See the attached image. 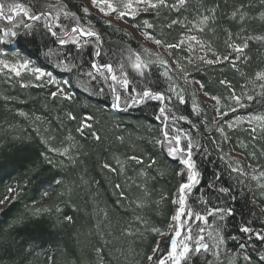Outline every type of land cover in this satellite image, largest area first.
I'll return each mask as SVG.
<instances>
[{"label": "trees", "instance_id": "obj_1", "mask_svg": "<svg viewBox=\"0 0 264 264\" xmlns=\"http://www.w3.org/2000/svg\"><path fill=\"white\" fill-rule=\"evenodd\" d=\"M0 2L27 3L28 0H0ZM65 2L70 10L83 17L84 23H90L91 27L101 35L102 55L96 58L98 62L110 61L112 54L117 52L119 47L128 46L138 51L141 50L142 45L147 47L144 43L135 40L127 29L117 23L113 22L111 26L105 24L104 20L107 18L96 9L97 12L90 10L86 15L83 12V8L86 7L83 2L74 0H65ZM195 2L196 0H193V4ZM207 2L212 3L215 0H207ZM219 2L223 13L225 0ZM239 2L240 0H227L229 8L233 3ZM243 2L248 3L249 0ZM252 4L253 14L261 10L259 0H252ZM143 19L160 23L151 14L136 19L126 17L121 21L133 27ZM220 22L227 24V21ZM6 24V21L0 20V28L5 27ZM248 26L255 32H264V25L259 21H250ZM232 29L235 31V26H232ZM25 31L20 28L17 37L5 38L6 43L0 44V50L4 52L0 59L31 60L33 66L51 72L53 77L61 82V86L72 94L73 99L71 101L62 98L53 99L50 92L55 91V86L48 85L44 81H35L34 78L32 84L40 86L21 88L18 82H7L5 73L0 71V201H2L0 203V264H95L97 259L93 251L95 246H103L105 264L109 261L111 264H135L136 261L141 260V254L150 253L157 242H159L157 255H165L170 248L168 237L156 235L148 228L156 226L167 229V224L170 223L169 217L175 206L172 204L173 194L182 181V177L177 176L176 172L182 166L178 163V159L169 157L166 150L154 142L161 138L163 127L162 122L156 119L159 114V103L149 101L146 104L131 106L121 103L119 110L112 108V97L107 87L103 96L92 95L91 88L85 91L84 86L80 84L78 72L69 73L56 66L57 60L63 58L71 45L61 49L59 44L53 42L54 38L42 37L39 34L42 29L35 34V38L32 35H25ZM136 31L140 34L139 30ZM179 31V29L173 31L168 39H175ZM220 36L222 39L223 34L220 33ZM93 47L85 48L84 60L89 59ZM218 47L223 51L222 45ZM49 49L52 50L51 55L45 56ZM14 52H18L19 56H13ZM248 55L251 57L250 63L239 64L242 71L250 74L254 69L264 67V45L259 42L252 43ZM179 56L183 57L184 53H179ZM163 70L159 66H153L148 72L150 78L158 81L161 90H164L168 83L159 76ZM188 71L191 80L202 81L206 91L220 96L227 95L224 86L218 83L220 79L231 81L237 94L241 91V85L245 84V80L227 63L215 66L189 65ZM28 79L29 76L24 77L26 82ZM64 80H70L71 83L63 85ZM180 83L183 84V81ZM185 87L187 91L184 95L187 103L181 106L177 116L182 114L188 117L191 123L178 119L174 122L170 120L168 131L171 132L173 127L182 128L185 132H190L201 139L207 152L197 151L194 153V159L202 173L200 186L202 192L212 199L207 184L213 180V173L220 171L224 172L226 183L233 187L232 196L235 199L226 198L225 203L235 209V216L227 220L228 227L225 232L236 235L238 240L229 239L227 247L239 253L237 244L244 242L248 245L244 251L250 255L251 264H264L259 260L257 252V249L264 251V244L255 241L254 237L249 241L246 235L237 231L241 223H250L255 230L264 231V224L261 223L264 221V212L261 211L264 209V198L259 192L250 191L249 186L236 184L233 179H229V174L224 170L225 166L219 156L230 152L232 156L239 154V159L246 170L249 164L264 166V158L260 157L259 152L256 158L248 156V152L253 151L251 144L247 150L239 147L240 140H250L248 133L239 127L236 130H226L227 141L221 137L212 123L215 117L213 102L206 99L201 92H197L195 99L202 111L198 114L193 113L192 92L198 88V85ZM259 91L260 89L257 88L256 92ZM253 107L257 111H264L259 105L254 104ZM221 108H224L223 101ZM250 110L239 108L235 113L229 112L225 119L233 120L236 116H246L247 111ZM67 112H72L76 119L69 120L66 116ZM20 113H25V116H21ZM37 116L41 118L39 121L35 119ZM88 116L94 119L87 120ZM77 127H82L83 132H77ZM46 128L50 131L45 132ZM92 132L100 134L102 137L100 142L92 138ZM41 134L45 137L49 134L55 136V139L49 141L54 148L68 145L70 142L65 140L66 136L74 137L77 147L72 149V156L75 162L50 152L48 146L41 142ZM117 136H122L123 142L117 140ZM212 141L216 143L213 144ZM255 144L257 148L264 147V139L257 140ZM220 149L223 151L221 152ZM130 154L142 156L145 160L144 167H147L150 158L157 161L154 167L148 169L147 187L152 192L151 197L147 198L149 206L142 210L138 209L135 213L128 208V200L120 202L118 190L114 189L112 184L120 182L124 185L130 198L139 195V190L132 184V180L127 179L132 177L136 183L145 182L136 174L139 166L132 163L128 167L126 176L121 177L107 173L100 167L105 160L111 162L114 155L123 158ZM56 180H61L62 183L56 184ZM129 184H132L131 188H128ZM11 187H15L14 196L5 206H1L9 195ZM44 192L48 195L44 196ZM161 193L165 194L167 199L159 204L152 203L159 199ZM199 194V192L193 193L191 199H195ZM216 204L217 200L212 199V206ZM99 209H104L108 214V219L104 221L108 227L104 228V231L112 233L111 236L106 237L112 240V244H103L97 235L95 224ZM135 214L143 215L148 221L147 226L137 225L142 235L120 237L121 228L126 226ZM65 217H71V222L65 220ZM100 217H103V213H100ZM116 237L120 239L117 240ZM129 243L137 255L126 260L119 249L126 248ZM143 264H147V261H143ZM196 264H200V261L197 260ZM238 264H247V262L239 259Z\"/></svg>", "mask_w": 264, "mask_h": 264}, {"label": "snow or ice", "instance_id": "obj_2", "mask_svg": "<svg viewBox=\"0 0 264 264\" xmlns=\"http://www.w3.org/2000/svg\"><path fill=\"white\" fill-rule=\"evenodd\" d=\"M259 3L261 10L253 14L252 0L248 3L240 0L239 3H233L230 8L225 0L223 13H221L219 0L212 3H208L207 0H196L194 4L193 0H90L91 7L107 18L104 23L109 26L112 25L113 20H123L126 17L136 19L148 14H151L156 21H160V23H153L149 19H143L141 23L133 25L140 31L143 40L154 45L156 50L143 45L139 51L123 46L112 54L110 61L98 62L96 58L102 55L101 35L91 27L90 23H84L83 17L70 10L65 0L0 2V20L7 22L5 27L0 28V44L6 43L5 38L17 37L20 28L26 30L25 35H32L33 38L42 29L43 31L39 34L42 37L54 38L53 42L59 44L61 49L67 45L72 46L63 58L57 60L56 66L69 73L78 72L80 84L84 86L85 91L91 88L90 94L103 96L107 87L112 97L111 107L118 110L121 103L127 106L146 104L149 101L159 103V114L156 119L162 122L163 127L161 138L154 142L166 150L169 157L178 159L182 168L176 172V175L181 176L182 181L173 194L172 204L175 208L169 217L170 223L167 224V229L156 226L148 228L156 235L168 237L170 248L165 255L158 256L159 242H157L150 253L141 254V260L136 261L135 264H143V261H147V264H196L197 260L200 264H238L239 259L251 264L250 255L244 251L248 247L246 243L237 244L239 253L227 247L229 239L238 240L236 235L225 232L228 227L227 220L235 216V209L225 203L226 198L235 199L232 196V185L224 180L223 171L213 173V180L207 184L211 198L217 200V204L212 206V199L208 198L200 188L202 173L194 159V153L207 152V149L203 147L200 138L185 132L182 128L168 131L170 127L168 121L174 122L178 119L191 123L188 117L182 114L177 116V113L181 106L187 103L184 95L187 91L185 86L198 85V88L192 92V112L198 114L202 111L195 99L197 92H201L206 99L213 102L215 117L212 123L221 137L227 141L226 130H236L239 127L250 137L248 141L240 140L239 147L247 150L251 144L253 151L248 152V156L256 158L259 152L260 157L264 158V147L257 148L255 144L257 140L264 139V111H257L253 107L255 104L264 108V67H258L250 74L239 67L240 63H250L251 57L248 55V50L252 43L259 42L264 45V32H255L248 26L250 21H259L261 25H264V0H259ZM89 11L88 7L83 8L86 15ZM221 20L227 21V24H222ZM232 26H235V31ZM176 29L180 30L177 37L168 39ZM220 33L223 34L222 39ZM218 45H222L223 51ZM92 46H94L93 52L89 54L88 60H84L85 48ZM51 53L52 50L49 49L45 56H50ZM179 53H184V56L180 57ZM3 55V50H0V56ZM12 55L19 56V53L14 52ZM225 63L245 80L239 94L232 87L231 81L227 79L218 81L226 89V96L209 93L205 90L206 86L202 81L190 79L189 65L215 66ZM153 66L164 69L159 73V76L168 82L164 90L160 89L156 79L148 75ZM0 71L5 73L7 82H18L21 88L40 86L32 84L34 78L35 81H44L48 85L55 86V91L50 92L53 99L62 98L66 101L73 99L72 94L61 86V82L57 81L51 72L33 66L31 60L0 59ZM25 76L30 77L27 82L24 80ZM180 81H183V84ZM62 83L69 85L71 81L64 80ZM257 88L260 89L259 92H256ZM222 101L224 108H221ZM225 108L227 110H224ZM239 108L251 110L247 111L246 116H236L233 120L225 119L229 112L235 113ZM20 115L25 116V113ZM66 116L69 120L76 119L72 112H67ZM35 119L39 121L41 118L37 116ZM86 119L91 120L94 117L88 116ZM49 131L50 129H45V132ZM76 131L82 133L83 129L77 127ZM37 132L40 134L39 129ZM92 138L97 142L102 139L97 132H92ZM53 139H55L54 135L49 134L45 137L41 134V142L48 146L50 152L57 153L74 163L72 149L77 147L75 138L71 135L66 136L65 140L70 143L62 148L52 147L49 141ZM116 139L123 142L124 138L117 136ZM212 143L216 142L212 141ZM220 151L222 152L223 149ZM45 158L47 159L46 156ZM219 159L224 164V170L228 172L229 179H233L236 184L249 186L250 191L259 192L264 198V166L249 164L246 170L239 159V154L232 156L231 152L220 155ZM132 163L139 166L136 174L145 182L136 183L132 177L127 179L132 180V184L140 194L130 198L125 186L120 182H114L112 186L118 190L120 202L128 200V208L135 213L136 210L149 206L147 198L151 197L152 192L147 187L148 169L154 167L157 161L150 158L147 167H144L145 160L142 156L130 154L121 158L119 155H114L111 162L105 160L100 167L107 173L121 177L126 176L128 167ZM55 183L61 184L62 181L56 180ZM132 184H129L128 188H131ZM195 192L200 194L195 199H191ZM43 195L47 196L48 193L44 192ZM165 199L167 196L161 193L159 199L152 203L159 204ZM261 211L264 212V209ZM100 213H103V217H100ZM107 219V212L99 209L95 228L103 244H112V240L106 238L112 233L104 231V228L108 227L104 224ZM65 220L71 222L72 218L65 217ZM261 223L264 224V221ZM137 225L147 226L148 221L143 215H133L132 220L121 228L120 237L142 235ZM237 231L239 234L246 235L249 241H252L254 237L255 241L264 244V231L255 230L250 223L239 224ZM120 237L115 239L119 240ZM93 251L97 257L95 264H105L103 246H95ZM119 251L126 260L128 257L137 255L131 243ZM257 252L259 260L264 262V251L257 249ZM108 264H111V261Z\"/></svg>", "mask_w": 264, "mask_h": 264}, {"label": "rangeland", "instance_id": "obj_3", "mask_svg": "<svg viewBox=\"0 0 264 264\" xmlns=\"http://www.w3.org/2000/svg\"><path fill=\"white\" fill-rule=\"evenodd\" d=\"M74 1L83 2L85 4V6L88 7L91 11H96L95 8H92L91 7L90 0H74ZM113 22L117 23L120 27H122L124 29H127L133 35V37L135 38V40L140 41V42L144 43L147 47H150V48L156 50V48H155L154 45H152L149 42H145L143 40L142 36L136 31V29L134 27H132V26L124 23L121 20H113ZM173 129H174V127L172 128V130ZM233 155L236 156V154H233ZM177 188H178V186H177ZM10 189H11V191H9V195L7 196L5 202L1 206H5L12 199V197L14 196V194H15V187H11ZM174 208H175V206L173 207L172 212H173Z\"/></svg>", "mask_w": 264, "mask_h": 264}]
</instances>
